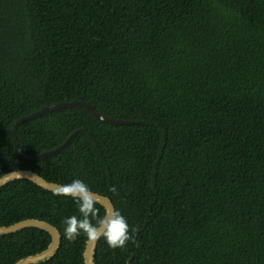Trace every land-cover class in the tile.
<instances>
[{
    "label": "trees",
    "instance_id": "16d2710c",
    "mask_svg": "<svg viewBox=\"0 0 264 264\" xmlns=\"http://www.w3.org/2000/svg\"><path fill=\"white\" fill-rule=\"evenodd\" d=\"M73 100L137 122L76 105L13 128ZM76 130L46 158L16 146L36 155ZM18 169L81 179L139 229L123 249L101 238L95 264H264V0H0V177ZM73 215L76 201L29 179L0 187V225L61 232L36 264H85L87 238L64 235ZM50 242L37 227L0 234V264Z\"/></svg>",
    "mask_w": 264,
    "mask_h": 264
},
{
    "label": "water",
    "instance_id": "95a60500",
    "mask_svg": "<svg viewBox=\"0 0 264 264\" xmlns=\"http://www.w3.org/2000/svg\"><path fill=\"white\" fill-rule=\"evenodd\" d=\"M76 105H83L87 107L96 117L109 123L130 124L137 122V120L115 119L112 117H108L102 114L101 112H99L91 103H88L83 100H73V101H61L57 103L48 104L40 110H37L33 113H30L28 115H25L17 119L13 125V128L16 129L20 123L32 119L34 117H37L39 115L45 114L49 111L58 110L65 107H72ZM78 131L79 130H76L74 133H72L62 145L36 155L27 154L20 148L18 144H16V146L17 149L27 158L30 159L46 158L50 155L60 152L63 149V147L75 136V134ZM15 179H29L35 182L36 184H38L39 186L55 192L57 191L58 187L62 185L60 183L47 180L46 178H44L43 176H41L40 174H38L37 172L31 169H18L2 175L0 177V187ZM93 192L97 195L98 199L100 200V204L105 208V211L110 212L112 210H115V206L112 200L108 196H105L95 191ZM27 227H37L48 231L51 235V242L46 249L38 253L23 257L20 260H18L15 264H36L52 257L60 246L61 232L55 225H53L52 223L46 220L37 219V218H27L17 221L10 225H0V234L16 232L18 230ZM97 243L98 241L97 242H91L88 240L86 241V246L84 250L85 264H95V250Z\"/></svg>",
    "mask_w": 264,
    "mask_h": 264
},
{
    "label": "clouds",
    "instance_id": "9594fccd",
    "mask_svg": "<svg viewBox=\"0 0 264 264\" xmlns=\"http://www.w3.org/2000/svg\"><path fill=\"white\" fill-rule=\"evenodd\" d=\"M109 191L114 195L118 194L115 187L110 188ZM55 195L71 197L78 205L80 218L73 215L62 221L65 225L64 235L69 242H75L81 234L91 242L103 238L112 249H123L128 246L129 241L135 242V234L139 229L130 226L126 217L118 210L106 211L101 216L100 208L97 207L100 200L81 179L60 185Z\"/></svg>",
    "mask_w": 264,
    "mask_h": 264
}]
</instances>
